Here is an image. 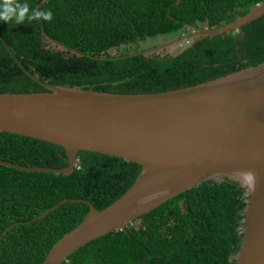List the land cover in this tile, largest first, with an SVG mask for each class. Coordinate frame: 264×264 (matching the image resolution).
I'll use <instances>...</instances> for the list:
<instances>
[{
  "label": "trees",
  "instance_id": "trees-1",
  "mask_svg": "<svg viewBox=\"0 0 264 264\" xmlns=\"http://www.w3.org/2000/svg\"><path fill=\"white\" fill-rule=\"evenodd\" d=\"M0 0V93L46 91L44 85L98 92L156 93L196 85L264 62V15L176 54L132 55L143 43L188 26L218 28L262 0ZM49 13L51 14L49 17ZM48 39L62 51H53ZM77 50L90 57H77ZM116 53L111 54L110 51ZM69 175L0 165V264H41L50 248L87 215L121 197L141 167L115 156L77 153ZM0 160L64 168L56 144L0 132ZM78 167V168H77ZM243 189L209 180L71 253L60 264H233Z\"/></svg>",
  "mask_w": 264,
  "mask_h": 264
},
{
  "label": "water",
  "instance_id": "water-1",
  "mask_svg": "<svg viewBox=\"0 0 264 264\" xmlns=\"http://www.w3.org/2000/svg\"><path fill=\"white\" fill-rule=\"evenodd\" d=\"M263 15L264 0L218 28L188 26V33L157 48L181 43L192 47L200 39L237 31ZM71 53L90 57L77 50ZM145 53L139 50L127 56ZM44 87L43 92L0 93V132L61 146L67 166L32 168L0 160L1 166L69 175L78 161L77 153L90 151L138 164L141 170L129 189L100 211L86 200L62 199L28 222L68 201L89 207L84 219L50 248L41 264H60L86 243L125 230L180 193L209 180L220 183L224 179L243 189L245 203L233 264H264V62L156 93ZM19 223L5 228L0 240Z\"/></svg>",
  "mask_w": 264,
  "mask_h": 264
},
{
  "label": "rangeland",
  "instance_id": "rangeland-1",
  "mask_svg": "<svg viewBox=\"0 0 264 264\" xmlns=\"http://www.w3.org/2000/svg\"><path fill=\"white\" fill-rule=\"evenodd\" d=\"M168 38L160 37L158 39H154V40L145 42V43H143L141 45V48L143 49V48H148L150 46H155V45H157L159 43L161 44ZM186 45H187L186 43H182V46L177 45V44H173V45L166 46V47H164L162 49H156L154 51L147 52L146 55H152V54H170V55H174L175 53H177L180 49H182ZM47 47H49L53 51H62L63 50L62 48H60L59 46H57V45H55L53 43H49ZM110 53L114 54V53H116V51L115 50H111ZM134 224L137 225L138 221H135Z\"/></svg>",
  "mask_w": 264,
  "mask_h": 264
},
{
  "label": "flooded vegetation",
  "instance_id": "flooded-vegetation-1",
  "mask_svg": "<svg viewBox=\"0 0 264 264\" xmlns=\"http://www.w3.org/2000/svg\"><path fill=\"white\" fill-rule=\"evenodd\" d=\"M190 30L187 28V30H185L183 33H180V34H173V35H170V36H165L166 38H168V39H166L163 43H166V42H169V41H171V40H174V39H176V38H179L180 36H182L183 34H186V33H188ZM163 43H161V44H163ZM160 45V43L159 44H157V45H155V46H150V47H148V48H141V46H139V50H141V51H143V52H145L146 51V53L147 52H151V51H154V50H156V49H158L157 47ZM178 45H180V46H182V43L181 44H178ZM188 45V44H187ZM169 46V45H168ZM166 47V46H165ZM185 47V46H184ZM183 47V48H184ZM162 48H164V47H162ZM162 48H159V49H162ZM182 48V49H183ZM138 50V51H139ZM181 50V49H180ZM179 50V51H180ZM178 51V52H179ZM146 53L144 54V55H146ZM176 54V53H175ZM170 55V54H169ZM173 56V55H172Z\"/></svg>",
  "mask_w": 264,
  "mask_h": 264
},
{
  "label": "clouds",
  "instance_id": "clouds-1",
  "mask_svg": "<svg viewBox=\"0 0 264 264\" xmlns=\"http://www.w3.org/2000/svg\"><path fill=\"white\" fill-rule=\"evenodd\" d=\"M50 15H51V14L49 13V17H50Z\"/></svg>",
  "mask_w": 264,
  "mask_h": 264
},
{
  "label": "built area",
  "instance_id": "built-area-1",
  "mask_svg": "<svg viewBox=\"0 0 264 264\" xmlns=\"http://www.w3.org/2000/svg\"><path fill=\"white\" fill-rule=\"evenodd\" d=\"M76 165H77V163H76ZM76 165H75V166H76ZM77 168H78V167H77Z\"/></svg>",
  "mask_w": 264,
  "mask_h": 264
}]
</instances>
